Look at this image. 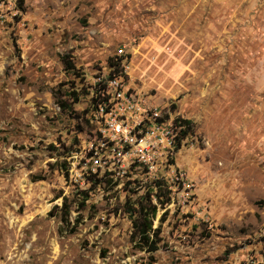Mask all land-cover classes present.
<instances>
[{
  "label": "rangeland",
  "instance_id": "rangeland-1",
  "mask_svg": "<svg viewBox=\"0 0 264 264\" xmlns=\"http://www.w3.org/2000/svg\"><path fill=\"white\" fill-rule=\"evenodd\" d=\"M116 69L191 132L154 253L131 242L147 187L67 175ZM0 264H264V3L0 0Z\"/></svg>",
  "mask_w": 264,
  "mask_h": 264
},
{
  "label": "built area",
  "instance_id": "built-area-1",
  "mask_svg": "<svg viewBox=\"0 0 264 264\" xmlns=\"http://www.w3.org/2000/svg\"><path fill=\"white\" fill-rule=\"evenodd\" d=\"M122 62L127 73L126 58ZM123 76L95 79V102L89 114L92 129L68 157L69 181L83 190L94 183L119 188L140 183L139 188L154 192L160 186L168 201L185 204L191 182L174 163L186 143V137L180 136V122L132 91ZM143 182L147 185L140 187Z\"/></svg>",
  "mask_w": 264,
  "mask_h": 264
},
{
  "label": "trees",
  "instance_id": "trees-1",
  "mask_svg": "<svg viewBox=\"0 0 264 264\" xmlns=\"http://www.w3.org/2000/svg\"><path fill=\"white\" fill-rule=\"evenodd\" d=\"M63 63H65V65H68V69H73L71 64L64 60V58ZM118 75L119 74H117L116 69L115 72L112 75L110 74L109 77L113 78ZM76 101L77 100L75 98L74 102ZM91 101L93 104L95 102V98L92 97ZM177 120L180 122L181 138H187L188 135L191 134L188 122H186L185 120ZM177 147H179V144ZM152 196H155L157 201L160 203V199L165 195L163 194V189L160 186L155 190V192L149 189L145 197L140 198L136 202L137 208L129 209V212L134 215V218L132 220L133 232L131 234V242H133L140 250H144L147 253L156 252L159 249V243L161 242V239L158 237V229L152 228V221L156 213V206L151 202Z\"/></svg>",
  "mask_w": 264,
  "mask_h": 264
}]
</instances>
